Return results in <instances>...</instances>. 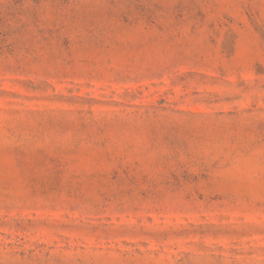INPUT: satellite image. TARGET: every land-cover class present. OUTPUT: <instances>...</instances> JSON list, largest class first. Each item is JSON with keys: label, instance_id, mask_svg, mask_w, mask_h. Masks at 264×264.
I'll return each mask as SVG.
<instances>
[{"label": "rangeland", "instance_id": "374dc122", "mask_svg": "<svg viewBox=\"0 0 264 264\" xmlns=\"http://www.w3.org/2000/svg\"><path fill=\"white\" fill-rule=\"evenodd\" d=\"M0 264H264V0H0Z\"/></svg>", "mask_w": 264, "mask_h": 264}]
</instances>
